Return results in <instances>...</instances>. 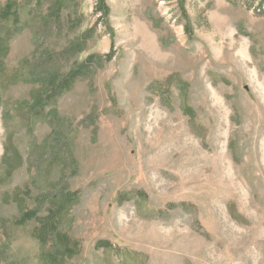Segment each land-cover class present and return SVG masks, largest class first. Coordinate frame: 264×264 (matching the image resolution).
<instances>
[{"label": "rangeland", "instance_id": "rangeland-1", "mask_svg": "<svg viewBox=\"0 0 264 264\" xmlns=\"http://www.w3.org/2000/svg\"><path fill=\"white\" fill-rule=\"evenodd\" d=\"M18 1L22 24L2 30L0 264H264V5L63 0L44 29L55 0ZM72 46L59 72L33 73Z\"/></svg>", "mask_w": 264, "mask_h": 264}, {"label": "trees", "instance_id": "trees-1", "mask_svg": "<svg viewBox=\"0 0 264 264\" xmlns=\"http://www.w3.org/2000/svg\"><path fill=\"white\" fill-rule=\"evenodd\" d=\"M61 4H63V0H55L54 4H52V11L46 16L45 23H43L44 29H49L50 27H53L58 23L57 19L60 18V13L58 11L61 7ZM259 4L264 5V0H259ZM20 5L21 4L18 0H7L5 4L0 3V60L7 47V37L4 36L2 30H10L14 27H20V25L22 24L23 12L22 6L20 7ZM30 12H32V10ZM75 47L76 46L69 47L61 54H57L52 57H46L35 62L32 65L33 73L45 74L52 73L54 71L59 72L60 68L62 67L61 64L64 61L69 60L70 57L68 56L70 55V53H74ZM94 59H97L98 63H104L112 59V54L96 56ZM94 59L91 58L88 63H84L80 68L73 71L63 83H60L57 87H55L53 96L56 97L58 95H61L64 91L68 90L71 87V85L76 81L77 78H82L88 75L92 64L96 63L93 62ZM58 211L59 213L56 212L54 217L48 219V221H46L45 224L40 229H38V236L42 239L44 246H47L50 237L56 234L58 231V225L61 221L63 210L58 209ZM33 238L36 237L33 236ZM7 254L8 252L2 254V258L6 259ZM52 259L55 260L56 256H53Z\"/></svg>", "mask_w": 264, "mask_h": 264}]
</instances>
